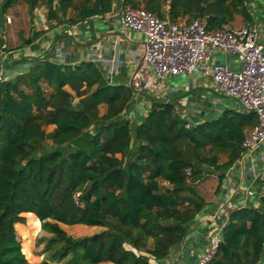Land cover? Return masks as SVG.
Returning <instances> with one entry per match:
<instances>
[{
	"label": "trees",
	"instance_id": "16d2710c",
	"mask_svg": "<svg viewBox=\"0 0 264 264\" xmlns=\"http://www.w3.org/2000/svg\"><path fill=\"white\" fill-rule=\"evenodd\" d=\"M19 1L0 0V26ZM250 1L27 0L31 14L45 4L49 23L76 24L120 3L173 21L201 18L208 29L236 15L252 23ZM71 9L77 13L70 15ZM33 62L28 72L0 81V264H31V247L16 230L23 214L36 231L42 225L51 234L41 238L48 257L40 264H156L168 258L207 203L196 184L217 172L222 179L241 157L257 114L226 107L187 127L174 92L167 102L149 99L148 111L131 119L134 89L109 82L96 62ZM261 202L231 212L209 264H261ZM61 223L105 229L74 237Z\"/></svg>",
	"mask_w": 264,
	"mask_h": 264
},
{
	"label": "built area",
	"instance_id": "2783aa9c",
	"mask_svg": "<svg viewBox=\"0 0 264 264\" xmlns=\"http://www.w3.org/2000/svg\"><path fill=\"white\" fill-rule=\"evenodd\" d=\"M251 2L248 4L254 21L245 22L237 28L228 23L220 28L208 29L206 21L201 18L173 21L162 18L144 7L117 5L104 14L95 13L76 24L66 23L68 27L64 29V32L67 35H73V27L78 24L89 25L92 21L106 19L115 20L124 29L138 34L140 48L136 50L135 58L141 59V63L128 84L134 89L136 96L141 94L143 88L164 93L166 85L162 83L158 88L156 83L173 77L195 75L198 79L210 78L224 96L236 101V107L233 108L257 114L258 123L248 131L242 144L244 151L236 161L244 164L257 147L264 145V21L254 14ZM262 16L264 17V14ZM6 20L7 23H12L11 16H6ZM87 34L88 40H91V34ZM6 38L5 29L1 28L0 81L10 78L7 70L11 67L7 66L6 62L11 51L5 42ZM2 40L3 43H1ZM96 49L87 55L88 59L99 65L109 82H117L115 76L121 63L118 60L106 58L102 52L98 51V46ZM221 53L235 54L238 65L231 66L221 61L219 59ZM70 55V46L61 41L55 44L50 53H47L45 49L37 52L34 60L44 58L56 63H68ZM149 70H153L155 77ZM175 90L178 91V89ZM157 97L165 98L160 94ZM150 105L147 109H141L142 106L138 104L137 108L147 112ZM181 116L188 120L187 127L202 120L189 119L186 112ZM256 178L259 180L258 186L251 181L250 184L235 189L228 198L222 199L212 213L196 215L200 225L196 227L195 234L203 235L205 242L201 243V240L197 239V244L204 245V248H200L194 264H209L213 259L222 242L223 230L233 210L246 206L257 207L249 202L264 198V167L258 172ZM261 264H264V255Z\"/></svg>",
	"mask_w": 264,
	"mask_h": 264
},
{
	"label": "crops",
	"instance_id": "0c3cea01",
	"mask_svg": "<svg viewBox=\"0 0 264 264\" xmlns=\"http://www.w3.org/2000/svg\"><path fill=\"white\" fill-rule=\"evenodd\" d=\"M6 16L10 15L7 14ZM261 20L264 21V19ZM36 24L38 27L40 26L38 30L42 33H40V35L31 42L24 40L23 43L25 46L23 50L25 54L22 57L17 55L15 50L7 44L8 49H10L11 52L8 56L6 65L11 67V69H15L16 66L19 63H22L23 60L33 61L35 57L34 55L40 50L45 49L47 53L52 52L55 44L61 41L68 44L71 49V55L68 58V63H76L77 55L80 52H84V59H88L87 55L90 52L97 50V46L99 47L98 51L102 52L106 58L110 60H118L121 63V66L115 76L117 82L129 84L132 75L141 63V59L135 58L136 50L140 48L139 35L128 29H124L121 25L116 23L115 20L102 19L92 21L89 25L78 24L76 27H73V35L65 34L64 29L68 27L66 23H57L55 21L49 23L48 20L43 19L38 21ZM7 27H12L13 29L14 26H12V23H7L5 21L3 25L0 26V29H5ZM35 31L36 30H33L30 35L34 36ZM87 33L91 34V40H88ZM14 39L17 40V37ZM219 59L227 62L231 66L238 65L237 59H230L229 55L224 56L223 53L219 54ZM168 80L174 81L170 85L164 82L166 85V89L163 94L164 97L168 96L171 90L173 92L185 91L186 93H189V96L195 97L190 100L192 106L195 108L200 106L203 110L204 106H212L214 102H221L219 98L214 100L211 97H208L207 92L205 95H202L198 91V89L205 83L213 85L210 78L198 79L195 75H182ZM175 89H178V91ZM198 100H200L199 104L197 102ZM202 101L204 102V106H201ZM234 106L235 105H229L224 108ZM137 107L135 105L134 110H138L139 108ZM196 109L193 111L195 112ZM138 111L142 114L141 110ZM201 112V114L196 115L193 119L197 121L216 116V112L214 113L213 109H211L210 113L205 111ZM132 113L134 114V111H132L129 116H131ZM263 167L264 145H261L254 150L249 158H247L246 163L242 164L240 162H235L234 165L226 169L223 172L224 175L222 179L219 178L218 172L214 174V176L217 177V183L212 190H206L204 188L207 195L203 192V187L200 188L201 190L197 188L199 193L207 202L204 209L198 215L203 216L212 213L217 209L222 199L228 198V196L231 195L235 189L248 185L251 181H254L255 185L258 186L259 180L256 178V175ZM249 203L257 207L262 204L261 200H254ZM199 225V221L196 218V221H194L190 226L191 229L187 238L172 249L168 258L160 260L159 262H156V264H179L182 260L186 262V264L195 262L200 248H204V245L199 246L196 241L197 239H200L201 243H203V241L205 242L203 235L195 234L196 227L198 228ZM186 255H188L187 260ZM107 263L114 264L112 262Z\"/></svg>",
	"mask_w": 264,
	"mask_h": 264
},
{
	"label": "rangeland",
	"instance_id": "374dc122",
	"mask_svg": "<svg viewBox=\"0 0 264 264\" xmlns=\"http://www.w3.org/2000/svg\"><path fill=\"white\" fill-rule=\"evenodd\" d=\"M120 6V3H114L113 6ZM251 9H253L254 14L259 16L258 18L264 19L262 16L264 14V5L261 3L260 0H252L251 2ZM77 13L76 9H71L70 15H75ZM12 17V27H7L5 28L6 32V43L9 45V47H12L16 54L22 57L25 52L23 50L25 44L23 43L24 40L28 41V38L31 36L33 30L39 31L38 25L36 24L38 21L46 19L47 20V8L45 4L41 3L38 8L35 9L34 14H31L29 10V4L27 0H20L14 7H12L8 13ZM7 21V20H6ZM245 23V20L243 19L242 16L236 15L234 21H232L230 24L237 28L242 26ZM17 37V40L14 39ZM224 56L229 55L230 59L236 60L237 57L235 54L230 53V54H225L223 53ZM149 72L152 74L153 77H155V73L153 70H149ZM174 80H164V81H159L156 83L158 88L161 87L162 83H166L170 85ZM45 87L49 91L50 88H48L46 85ZM156 87V86H155ZM155 89L148 90L143 88L142 91L146 93H150L154 96H159V94L162 96L164 93L163 92H158L154 91ZM198 91L202 94L205 95L207 92V96L211 97L212 99H220L221 102H214L212 106H204V102H201V106H204V110L199 107H194L190 103L191 101V96H189V93H186L185 91H178V101H177V107L176 110L179 114H187V117L189 119H193L198 114H201V111L209 112L211 109L214 110V113L216 112L215 115H217L225 106L229 105H236V101L231 98V97H226L223 95V93L215 87L213 84H208L205 83L201 88L198 89ZM157 93V94H156ZM163 93V94H162ZM174 92L171 90L170 95L173 96ZM135 98V103L138 105H141L142 108H148L150 105V101L147 99L146 96L143 94H139ZM195 98V97H194ZM200 100H198V104ZM76 102V101H75ZM136 105V107H137ZM140 109V110H141ZM196 111L194 112L193 110ZM185 110V111H184ZM106 111V107L102 106L101 107V112L104 113ZM134 112H139L138 110H134ZM141 112L146 113L145 110H142ZM201 112V113H200ZM135 113L131 115V119H134ZM53 125H49L46 127L47 131H50L53 129ZM120 156V154L118 155ZM221 160L224 161L226 160V155L221 154ZM217 183V177L214 176V174L208 175L207 177L203 178V180L199 181L196 186L201 190L200 188L203 187L206 190H212L214 186ZM164 186H168L166 182H162ZM205 189L203 192L205 195L207 193L205 192ZM25 217V222L24 223H19V226H17L16 230L17 233L25 244L31 247V253L32 256L29 257V261L31 264H40V262L48 257V253L45 252V241H41V238H47L51 234L46 232L45 230L42 229V225L40 226V230L36 231L35 228V223L32 217L28 216L27 214H23ZM61 226L67 231V233L71 234L74 237H79V236H85V235H90L96 232H100L105 229V227L102 226H88V225H83V224H75V225H68L61 223ZM188 259V255H186V260ZM195 262H192L191 264H194ZM100 264H109L107 262L100 263ZM179 264H186L182 260Z\"/></svg>",
	"mask_w": 264,
	"mask_h": 264
},
{
	"label": "water",
	"instance_id": "95a60500",
	"mask_svg": "<svg viewBox=\"0 0 264 264\" xmlns=\"http://www.w3.org/2000/svg\"><path fill=\"white\" fill-rule=\"evenodd\" d=\"M83 60H85L84 59V52H80L77 55V62L76 63H79V62H81ZM33 65H34L33 61L23 60L22 63H19L16 66L15 69H8L7 70V75L9 77H13V76L28 72ZM140 93L143 94L144 96H146L149 99H154V100H158V101H162V102H167L168 101V96H166L165 98H159L157 96H154V95H152L150 93H146V92H143V91H141Z\"/></svg>",
	"mask_w": 264,
	"mask_h": 264
}]
</instances>
